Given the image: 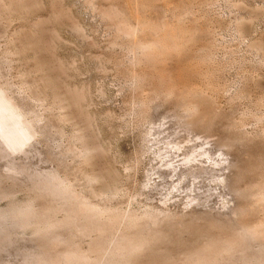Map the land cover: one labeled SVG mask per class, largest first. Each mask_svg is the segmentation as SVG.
I'll return each mask as SVG.
<instances>
[{"label":"rangeland","instance_id":"374dc122","mask_svg":"<svg viewBox=\"0 0 264 264\" xmlns=\"http://www.w3.org/2000/svg\"><path fill=\"white\" fill-rule=\"evenodd\" d=\"M173 12L194 37L166 65L177 71L200 53L212 84L205 94L146 101L116 20ZM0 70L34 131L17 149L0 138V264H32L43 252L51 233L19 226L13 213L63 206L57 180L114 216L100 236L106 249L130 214L138 231L157 235L136 255L140 264H181L264 217L255 204L264 183V0H0ZM73 231L55 230L83 250L97 237ZM241 247L220 264L264 260L258 240Z\"/></svg>","mask_w":264,"mask_h":264},{"label":"bare ground","instance_id":"6f19581e","mask_svg":"<svg viewBox=\"0 0 264 264\" xmlns=\"http://www.w3.org/2000/svg\"><path fill=\"white\" fill-rule=\"evenodd\" d=\"M174 12L170 14V19L163 16L155 21L137 15H133L132 21L124 17H116L115 26L117 31L128 38L130 47L133 50V52L131 51L133 57L130 66L133 68L131 70L133 71L132 76L135 84L145 93L143 100L147 101L146 98H151L154 95L169 97L170 95H180L183 92L187 97L190 93L205 94L207 88L212 84L208 81L209 79L207 80V77L211 76L212 73L209 74L210 71L208 70V72L204 69L201 64L203 60H200V57L197 58L200 53L198 55L193 54L192 57L190 56L184 62L182 61L183 63L177 71H174L176 69L171 71L173 68L170 70V66H167L166 62L170 55L184 52L185 46L194 37V30L191 27L182 25L181 20L183 18L181 19L179 13ZM108 15L112 16L113 14L110 13ZM191 47L193 48V46ZM195 52L193 51L192 53ZM6 85L2 81L0 72V138H3L11 149H17L34 135L33 123L28 119L24 107L19 102L20 100L18 101L13 94H10L9 87ZM187 101L188 104L184 106L185 110L190 113L193 111L194 113L196 106L190 100ZM57 181L58 184L56 183L55 185L58 186H54L53 189L57 191V193L55 192L56 194L63 195L66 200L63 206H49L35 210L32 204L29 203L22 208H17L13 213L14 217L18 219L19 226L33 227L40 234L51 233L43 252L36 256L35 262L32 264H140L138 261L141 260L137 261L136 255L144 248H148L146 246H149L150 244L148 245V243H151L152 240H158L157 235H153L154 233L144 234L141 230L138 231L136 228L137 217L134 214H130L126 216L127 219L125 221L123 220L122 223L116 224L120 226V235L116 240L113 239V244L106 249L100 240V236L105 235L109 231L108 229L111 230V226H114V216L107 209L92 205L90 204L91 202L89 203L85 199L76 201L75 192L74 196H72L73 193H70L71 189H64L62 180H60L62 184L59 183V180ZM262 181H259V183L261 182L262 184ZM254 187L257 188V185L253 186V189ZM65 190H68V192H65ZM255 201V204L257 202L258 204L263 203V207L260 210L262 209L264 214V183L258 187L255 193ZM58 211L64 213L63 218L57 219L53 217V214ZM64 226L70 227L71 230L76 231L75 233H93L97 237L93 239L86 250H83L73 240V234L72 236L70 234L71 237H63L55 232L57 228ZM246 238L258 240L263 247H261V250H264V217L257 219L255 222L244 224L240 230L231 231L224 236L211 239L189 254L181 264H220V258L222 256H231L242 248L241 246H243ZM59 244H63L65 249L61 252H53V249ZM106 251L107 255L102 258ZM257 259L255 264L264 262L262 258Z\"/></svg>","mask_w":264,"mask_h":264}]
</instances>
